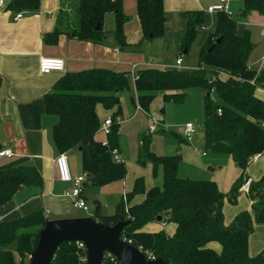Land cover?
Wrapping results in <instances>:
<instances>
[{
  "label": "trees",
  "instance_id": "obj_1",
  "mask_svg": "<svg viewBox=\"0 0 264 264\" xmlns=\"http://www.w3.org/2000/svg\"><path fill=\"white\" fill-rule=\"evenodd\" d=\"M57 15L56 27L46 33L44 42L56 45L61 34L79 40L98 42L105 31L95 29L98 22L114 13L116 27L113 33L122 46H127L124 35L126 16L121 0H74L72 12H64L65 3ZM40 0H12L14 9L36 8ZM242 14L256 10L264 14V0H243ZM143 39L162 37L165 33L163 0H137ZM187 28L180 49H188L205 25V13L190 10L182 13ZM220 41L218 42V40ZM254 45L250 32L238 34L235 17L224 11L216 12L214 31L200 52L201 66L192 71L180 69H146L135 80L139 106L149 111L154 97L160 93L165 101L182 100L189 88L205 90V148L215 154H230L243 174L234 183L226 198L235 203L239 188L248 177L246 170L257 155L264 161V99L257 95V86L251 81L256 77L264 86V67L257 74V67L249 68V58ZM129 86L126 73L106 68L80 72H67L44 96L45 112L57 118L53 126V140L59 153L79 149L83 174L87 186H103L126 177L124 160L116 161L113 150L119 151V123L117 114L107 141L96 138L101 120L98 104L106 109L119 105L120 93ZM214 93L218 101L211 100ZM221 109V112H218ZM144 138L139 151V162L151 161L162 166L163 185L145 188L143 177L135 179L132 190L126 194L113 215L103 216L100 222L114 225L119 218L129 221L122 236L148 259L161 258L167 264H264V249L256 255L249 251V239L255 224H264V172L259 181L250 185L247 193L253 201V213L242 211L230 224L225 223L224 198L216 182L182 178L177 174L180 156L155 155ZM67 155V154H66ZM247 176V177H246ZM43 178L33 165H18L0 171V207L10 201L23 187L42 185ZM144 194L137 204H130L131 197ZM97 215L99 208L96 209ZM160 217V219H158ZM43 209L10 220H0V264H18L30 256L45 226ZM96 219V218H95ZM152 222L175 225L174 232H150L145 229ZM217 242L221 251L209 246ZM86 250L75 242H63L51 264H81ZM103 264H121L118 260L104 258Z\"/></svg>",
  "mask_w": 264,
  "mask_h": 264
},
{
  "label": "crops",
  "instance_id": "obj_2",
  "mask_svg": "<svg viewBox=\"0 0 264 264\" xmlns=\"http://www.w3.org/2000/svg\"><path fill=\"white\" fill-rule=\"evenodd\" d=\"M5 1L7 3L6 6L0 10V149H11L14 156L0 158V171L18 165H33L41 174L43 182L40 186H23L10 201L0 207V220L19 218L38 209H43L46 217L49 219L76 217L70 212V197L64 194V191L69 189L71 183L63 182L59 179L55 163V158L59 152L53 140V126L57 118L45 112L44 96L53 89L57 80L67 72L106 68L115 72L126 73L128 83L133 86L134 90L135 98L133 102L140 109H135L127 117L128 119L121 124V130L125 131L126 127L134 126L136 119L141 113L148 112L142 109L138 103L135 79L132 75L133 64H138L137 73L141 70L152 68L161 70L184 69L180 66L179 68L173 63L149 61V64H147L146 58L143 60L144 62L131 64L130 70L126 67V64L131 60V54L135 53L136 50L138 51L137 47L143 40V33L137 14V0H121L123 12L126 16L123 27L125 41L127 42L126 47L121 44V47L115 46L113 39L107 38L105 35V33L111 34L118 40L113 33L116 27L114 13H109L104 17L102 30L105 33L98 42L79 40L67 34H61L56 45H48L44 42V36L46 33L52 32L56 27L61 0H40L39 6L36 8L32 7L19 10L11 7L10 3L12 0ZM236 1L234 0L229 3L230 9H236V7L241 6ZM218 2L219 0H163L166 19L165 32L167 34L172 32L174 34L177 32L182 33L180 39L175 34L172 41L174 43H178L181 39L183 41L187 22L182 13L190 10L203 11L205 13V21H208L209 24L215 27L216 13H207L206 9L208 6ZM18 13H22V17L15 20V16ZM259 18L263 20L262 17ZM240 24L252 28L250 30L251 40L253 37L255 41L257 34L260 32L258 29L259 26L264 27L263 24L254 27V24L248 21H241ZM237 33L242 34L238 30ZM256 42H262L264 46V37ZM261 52V55L258 54L256 56L254 53L250 55L249 62L255 68L261 62L264 64L263 49ZM45 56L64 59V70L53 71L48 74L41 73L39 69L40 59ZM170 65L174 68H169ZM122 93L123 91L120 95ZM158 94L162 95L160 93ZM257 95L264 99L262 92L257 91ZM102 106V104H98L97 106L99 116L102 115ZM116 107L117 110H112V113L114 115L118 112L116 116L121 117L122 107L121 105H116ZM151 124L152 122L147 126L143 134L139 136L141 137V145L143 144L144 138L152 137L160 131L158 128L150 134L148 129ZM184 132L185 130L183 128V134H185ZM98 135L99 132L96 138L104 141ZM140 149L138 150V157ZM72 150L78 152L80 172L83 174L79 149ZM150 150L157 155L152 148ZM175 154L171 153L167 155ZM205 154L204 152L203 155ZM178 155L180 156V154ZM256 159L260 160L263 158L257 155L252 160L254 161ZM75 173L78 174L77 171ZM125 179L126 177L121 181H115L103 186L123 183ZM103 186H87L85 184L84 198L86 190H95ZM145 188L148 190L151 187L147 188L145 186ZM140 195H142V198ZM144 198V194H137L129 199L130 204L140 203ZM123 199L124 201L126 199L125 202H127L126 194H123ZM97 221L100 222L99 219ZM225 223L229 224V222L227 223L226 217ZM160 226V229H157L150 227L149 223L145 229L150 232H157L161 230L162 225L160 224ZM174 229L175 225L170 223V232L173 233ZM170 232L166 233L171 234ZM251 237L252 235L249 239V251L251 255H254L250 244ZM209 246L217 252L221 251V245L219 243L212 242Z\"/></svg>",
  "mask_w": 264,
  "mask_h": 264
},
{
  "label": "rangeland",
  "instance_id": "obj_3",
  "mask_svg": "<svg viewBox=\"0 0 264 264\" xmlns=\"http://www.w3.org/2000/svg\"><path fill=\"white\" fill-rule=\"evenodd\" d=\"M73 3L74 0H69V2L65 3L64 12L71 13L72 6L75 4ZM236 3H240L241 6L236 7V9H230L229 6L228 11L235 17L238 32L244 34L250 32L252 29L251 27L241 25V21L251 22L254 24V27H257L259 24L264 25V14L256 10H251L246 14H242L241 10L244 7L243 0H237ZM259 17H262L263 20H260ZM205 25L206 27L198 33L186 53L183 52L184 49L179 48L182 39L178 43L172 41L175 34L176 37L180 39L182 33L179 32L175 34L173 32L170 34L165 32L162 37L151 40L146 38L143 39L137 47L138 51L136 50L135 53L131 54V60L126 64V67L130 70L131 64L142 62L145 58L147 59L146 62L156 61L158 63H173L175 65L177 59L181 58L182 65H180V67L182 69L187 71L198 69L201 66L200 52L206 46L210 33L214 31V25L212 26L208 21H205ZM258 29L260 32L257 34L256 41L264 37V27L259 26ZM105 35L107 38L113 39V44L115 46L121 47L115 36L106 33ZM251 41L254 45L251 54L254 53L256 56L258 54L261 55V50L263 49L264 51L263 43L256 42L253 37ZM259 66L260 64H258L257 67ZM171 67L172 65L169 66V68ZM257 91L262 92L264 95V86L258 85ZM205 95V90L200 87L189 88L182 100L165 101L163 96L158 94L152 100L149 111L141 113L136 119L134 126L126 127L125 131H122L121 124L128 119L127 117L130 116L135 109L139 108H137L136 103L133 102L135 98L133 86L129 85L123 91L122 95H120L119 105L122 107V116L118 121L120 124L119 153L122 159L124 158L126 164V179L123 183L103 186L90 191L86 190L85 200L89 207L88 212L76 208L73 204V200L70 198L69 207L71 214L76 217L90 216L94 219L96 218V220L102 219L103 216L113 215L122 200L123 194H127V192L131 191L132 183L136 177H143L147 188L163 185L162 166L155 167L151 161L141 164L138 157V150L143 146L140 144L141 137L139 136L143 134L151 122L156 123L160 131L152 137H147L149 141L146 142V144L148 143L150 148L156 152L157 156H165L171 153L180 154V162L178 165V175L180 177L216 182L220 192L225 195L224 213L227 223L229 222L230 224L235 216L242 211L253 213L252 201L247 193L240 192L235 203L226 198V195L230 193L234 183L243 174V171L234 163L232 156L225 153H210L204 147L205 129L203 122L205 118ZM211 100L213 102L218 101L214 93H211ZM112 110L116 111L117 107L114 106L111 109H106L102 106V115L99 116L101 122L113 116ZM187 123H191L195 127V132L192 134L191 140H188L186 134H183V128ZM107 136V132L104 130H101L98 135L104 142L107 141ZM71 151L67 153V157L72 177L76 178L82 175L80 172V160L78 152L74 150ZM204 152L206 153L205 155H203ZM75 171H77L78 174H76ZM263 172V159H256L254 161L251 160L246 170V175L252 177L256 182L260 180ZM71 189L72 183L67 190ZM140 197L142 198V195H140ZM97 208H99L98 215L96 212ZM160 224L162 225L161 230L170 232V223L168 224V222H152L150 223V227L160 229ZM250 242L254 255L264 249V224H255L254 233L252 234ZM15 258L19 264L20 257L17 252H15ZM107 259L112 261L111 258ZM24 264H30V256L25 258Z\"/></svg>",
  "mask_w": 264,
  "mask_h": 264
},
{
  "label": "water",
  "instance_id": "obj_4",
  "mask_svg": "<svg viewBox=\"0 0 264 264\" xmlns=\"http://www.w3.org/2000/svg\"><path fill=\"white\" fill-rule=\"evenodd\" d=\"M95 29L102 30L101 22L97 23ZM128 224L129 221L122 217L114 225L103 224L90 216L47 218L39 232L36 248L30 254V264H51L61 244L66 241L85 245L86 264H103L107 252L121 264H167L161 258L148 259L140 248L122 236Z\"/></svg>",
  "mask_w": 264,
  "mask_h": 264
},
{
  "label": "built area",
  "instance_id": "obj_5",
  "mask_svg": "<svg viewBox=\"0 0 264 264\" xmlns=\"http://www.w3.org/2000/svg\"><path fill=\"white\" fill-rule=\"evenodd\" d=\"M115 1V0H113ZM231 1L234 0H219L218 3L213 4L208 6V8L206 9L207 13H216L218 11H224L226 13H228L229 15H232L228 10H229V3ZM6 1L5 0H0V10L6 6ZM22 17V13H18L15 16V20L19 19ZM182 62L181 58H178L175 65L176 66H180ZM147 64H149V62H146ZM264 64L263 62L260 63V66L257 67V74L260 73V71L262 70ZM65 68V61L62 58L59 57H42L40 59V71L41 73L44 74H48L50 72L53 71H63ZM137 68H138V64H133L132 67V75L134 77V79H138L139 78V73H137ZM249 68L252 69L253 65H249ZM252 84H256V85H260L257 83L256 81V77L254 79H252L251 81ZM218 112H221V109H218ZM120 119V117L116 118V122H118ZM114 123V119L113 117H108L107 119H105L104 122L101 123V127H100V131L104 130L108 133H110L111 130V126ZM158 129V126L156 125V123L152 122V124L149 126L148 132L150 134H152L153 132H155ZM185 130V134L187 136L188 140H191L192 138V134L195 132V127L193 124L191 123H187L184 127ZM142 143V141H141ZM113 158L116 161H122V157L120 156V153L118 151V149H114L113 152ZM14 156V153L11 149H0V158H4V157H12ZM55 163H56V167H57V172H58V176L59 179L63 182H70L72 183V189L71 190H66L64 191V194L69 196L72 200H73V204L76 208H79L85 212L89 211V207L87 205V202L84 198V188H85V182H86V176L84 174L73 178L72 174H71V169H70V165H69V161H68V157L65 153H59L58 156L55 158ZM253 182L252 177H247L244 181V183L241 185V187L239 188V191L242 193H248L250 191V185ZM126 201V199H125ZM79 248H85V245L82 242H75ZM111 258L112 260H114V256L111 253H106L104 258ZM151 259H155L154 257H152ZM87 261V257L84 256L81 258V264H86Z\"/></svg>",
  "mask_w": 264,
  "mask_h": 264
}]
</instances>
